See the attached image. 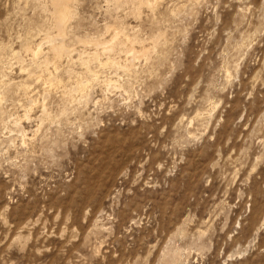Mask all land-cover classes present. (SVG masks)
<instances>
[{
	"label": "rangeland",
	"instance_id": "374dc122",
	"mask_svg": "<svg viewBox=\"0 0 264 264\" xmlns=\"http://www.w3.org/2000/svg\"><path fill=\"white\" fill-rule=\"evenodd\" d=\"M113 1L72 0L68 35L122 22L165 45L133 71L93 63L78 102L80 44L59 88L20 71L55 34L49 1L0 0V264H264V0Z\"/></svg>",
	"mask_w": 264,
	"mask_h": 264
},
{
	"label": "bare ground",
	"instance_id": "6f19581e",
	"mask_svg": "<svg viewBox=\"0 0 264 264\" xmlns=\"http://www.w3.org/2000/svg\"><path fill=\"white\" fill-rule=\"evenodd\" d=\"M40 1V0H38ZM41 1H49L50 6H51V18H52V26L55 29L54 32L55 34L50 35V34H45L46 36H44L43 38H40L39 42H37L35 45H24L26 48V52L30 53L31 55V66L29 65V67L31 68H27L21 65L20 66V71L23 72L24 75L27 79H31V80H35V81H40L42 84H44L45 86H47L44 91L46 93V91H49L50 88L53 86H58V85H62L60 84V80H58V73L57 72V67L59 65L60 60L63 57H67L71 59V52L72 50L75 49L74 46L76 43L80 44L83 49L79 52V57L78 60L85 65V75L84 76H78L75 81L74 84H72L67 90H65L66 95H68L69 97L66 98V100H68L69 98H78L77 94H79V98H78V102L81 101H87L88 100V88L91 87V84L93 83V81H97L99 76L96 72V69L94 70L92 68L93 63L96 65H98L99 67L102 65H107L110 67H117L120 69H123L124 72H129L130 70H132V67H135V60L137 58H144L147 57L149 58V54H151V50L150 47H148L149 45H151V48H153V46L155 47L156 45H158L162 40L161 38V34H156L153 35L151 38H143L140 37L137 34H133L130 35L128 34V32L126 31V29L128 30V28L125 26L124 23L120 22L117 23L116 26L110 27L108 26L106 28L107 33L109 32V39H106V37H97V38H72L68 35L67 32V28H68V23H69V19L71 18L72 15V0H41ZM161 1V0H160ZM114 3H118L119 6L121 4H129L128 6H132L134 12H138V9L141 8V6L146 4L149 6V4L153 1L151 0H116L113 1ZM42 3V2H41ZM40 3V4H41ZM158 3V2H157ZM38 4V2H37ZM152 4V3H151ZM43 5V4H42ZM113 5V4H112ZM153 5V4H152ZM151 5V6H152ZM172 5V4H171ZM179 5V4H178ZM185 5V4H184ZM125 6V5H124ZM189 6V5H188ZM42 7V6H41ZM110 7V6H109ZM178 7V6H177ZM181 7V6H180ZM247 7V6H246ZM116 8V7H115ZM114 8V9H115ZM119 8V7H118ZM239 8V7H238ZM45 9V8H44ZM112 9V8H111ZM185 9V7H184ZM251 9V8H250ZM113 10V9H112ZM152 10V9H151ZM150 11V10H149ZM159 11V10H158ZM141 12V11H139ZM152 12V11H151ZM155 12V11H154ZM131 13V12H130ZM156 13V12H155ZM175 13V12H174ZM75 14V12H74ZM152 14V13H151ZM171 15V14H170ZM169 16V15H168ZM164 18V17H163ZM50 19V18H49ZM120 20V19H119ZM143 20V19H142ZM139 21V20H138ZM140 22V21H139ZM71 23V21H70ZM127 23V22H126ZM239 24V23H238ZM46 27V26H45ZM50 27V26H49ZM237 27V26H236ZM105 28V27H104ZM224 28V27H223ZM230 28V27H229ZM46 29V28H45ZM51 29V28H50ZM138 29V28H137ZM161 29V28H160ZM237 29V28H236ZM39 30V29H38ZM49 31V29H46ZM53 30V29H52ZM131 30V29H130ZM163 30V29H162ZM165 30V28H164ZM28 31V30H27ZM71 31V30H70ZM134 31V30H133ZM160 32V31H159ZM29 33V32H28ZM39 33V32H38ZM50 33V32H49ZM53 33V32H52ZM76 33V32H75ZM145 33V32H144ZM31 35V33H29ZM36 34V33H35ZM140 34V33H139ZM75 35V34H74ZM105 35V34H104ZM142 35V34H141ZM150 35V34H149ZM174 35V34H173ZM146 36V35H145ZM32 37V36H30ZM89 37V36H88ZM91 37V36H90ZM147 37V36H146ZM150 37V36H149ZM171 37V36H170ZM226 37V36H225ZM19 38V37H18ZM27 38V37H26ZM35 38V37H34ZM165 37H163L164 40ZM31 39V38H29ZM33 39V38H32ZM167 39V38H166ZM23 42L25 41V38L22 39ZM27 40V39H26ZM149 40V41H148ZM161 40V41H160ZM232 40V39H231ZM148 41V42H146ZM165 41V40H164ZM164 41H162V43L164 44ZM26 42V41H25ZM33 44L36 42H34V40L32 41ZM146 42V43H145ZM166 42V41H165ZM225 42V41H224ZM228 42V41H227ZM239 42V41H238ZM22 43V42H21ZM28 43V42H27ZM30 43V42H29ZM28 43V44H29ZM44 43L48 44V46L46 47L45 50H47V52L45 54H43V45ZM148 43V46L145 45ZM138 44V46H137ZM72 45V46H71ZM88 45H90V47H88ZM162 45V44H160ZM158 45V46H160ZM165 45V44H164ZM167 45V43H166ZM147 46V47H146ZM224 46V45H223ZM245 46V45H243ZM6 47V46H4ZM4 47L2 50H4ZM79 47V46H78ZM81 47V48H82ZM238 47V46H237ZM7 48V47H6ZM157 48V47H156ZM234 48V47H233ZM240 48V47H239ZM80 49V48H79ZM241 49V48H240ZM1 50V49H0ZM7 50V49H6ZM5 50V51H6ZM14 50V49H13ZM12 50V51H13ZM153 50V49H152ZM14 52V51H13ZM10 51V53H13ZM123 53V56H119L121 53ZM150 52V53H149ZM241 52V51H240ZM120 53V54H119ZM119 54V55H116ZM77 55V54H76ZM117 57H114V56ZM1 56V55H0ZM13 56V55H11ZM15 58L19 59L20 54L14 53ZM158 57V56H157ZM236 57V56H235ZM21 58V56H20ZM160 58V57H159ZM13 59V58H12ZM232 59V58H231ZM20 60V59H19ZM18 60V61H19ZM24 60V59H23ZM22 60V61H23ZM66 60V59H65ZM72 60V59H71ZM70 60V61H71ZM22 61L21 64H22ZM69 61V62H70ZM147 61V60H145ZM15 62V61H14ZM19 62V63H20ZM78 62V61H77ZM145 63V62H144ZM233 63V62H232ZM30 64V63H29ZM68 64V63H67ZM76 64V63H75ZM142 64V63H141ZM228 64V63H227ZM20 65V64H19ZM27 65V64H26ZM144 65V64H143ZM13 66V65H12ZM94 66V65H93ZM97 66V67H98ZM142 66V65H141ZM2 67V66H1ZM0 67V68H1ZM6 67V66H5ZM18 68V67H17ZM66 68V67H65ZM115 68V69H117ZM3 69V68H2ZM8 69V68H7ZM60 69V68H59ZM108 69V68H107ZM226 69V68H225ZM64 70V69H63ZM4 71V70H3ZM100 71V70H99ZM105 71V70H104ZM133 71V70H132ZM2 72V71H1ZM82 72V73H84ZM254 72V71H253ZM78 73V72H77ZM96 73V74H95ZM230 73V71H229ZM127 74V73H126ZM130 74V73H129ZM62 75V74H61ZM263 75V74H262ZM60 76V75H59ZM70 76V75H69ZM125 76V75H124ZM1 77V76H0ZM6 77V76H5ZM110 77V76H109ZM121 78V77H120ZM22 79V78H21ZM116 80V79H115ZM118 80V79H117ZM11 81V80H10ZM68 81V80H67ZM99 81V80H98ZM101 81V79H100ZM131 81V80H130ZM226 81V80H225ZM2 82V81H1ZM4 82V81H3ZM23 82V80H22ZM25 82V81H24ZM102 82V81H101ZM104 82V81H103ZM102 82V83H103ZM120 82V81H119ZM257 82V81H256ZM8 83V82H7ZM32 83V82H31ZM63 83V82H62ZM96 83V82H95ZM249 83V82H248ZM252 83V82H251ZM68 84V83H67ZM66 84V85H67ZM97 84V83H96ZM101 84V83H100ZM113 83H111L110 80H106L105 79V86L107 88L113 86L115 87V83L112 85ZM3 85V84H2ZM9 85V84H8ZM16 85V84H15ZM20 85V84H19ZM22 85V84H21ZM70 85V84H69ZM128 85V84H127ZM12 86V85H11ZM23 86V85H22ZM64 86V85H63ZM252 86V85H251ZM4 87V86H3ZM25 87V84H24ZM23 87V88H24ZM60 86H58L59 88ZM19 88V87H18ZM27 88V87H26ZM63 88V87H62ZM66 87H64L65 89ZM92 88V87H91ZM30 89V88H28ZM52 89V88H51ZM93 89V88H92ZM123 89V88H122ZM12 90V89H11ZM104 90V89H103ZM3 91V90H2ZM22 91V89H21ZM64 91V90H63ZM7 92V91H6ZM4 93V92H3ZM124 93V92H123ZM26 94V93H25ZM28 94V93H27ZM64 94V93H63ZM126 94V93H125ZM9 95V94H8ZM30 95V94H29ZM43 95V94H42ZM127 95V94H126ZM26 96V95H25ZM24 96V97H25ZM32 96V95H31ZM77 96V97H76ZM3 99L0 97V100ZM27 99V98H26ZM29 99H31L29 97ZM32 100V99H31ZM37 100V99H36ZM35 100V101H36ZM77 100V99H76ZM17 101V100H16ZM73 101V100H72ZM1 102V101H0ZM33 102V101H32ZM38 102V101H37ZM60 102V101H59ZM47 103V102H46ZM88 103V102H87ZM22 104V103H21ZM34 104V103H33ZM214 104V103H213ZM70 105V103H69ZM42 107V111L41 114L38 117L39 121H44L45 119H49L50 113L48 110L50 109H46V106L41 105ZM72 108V106H71ZM83 108V107H82ZM216 108V107H215ZM75 109V108H74ZM77 109V108H76ZM70 110V109H69ZM214 110V109H213ZM67 111V110H66ZM77 111V110H76ZM65 112V111H64ZM62 112V113H64ZM74 112V111H73ZM61 112L59 113L62 114ZM66 114V113H65ZM64 114V115H65ZM183 115V114H182ZM4 116V115H3ZM24 116L29 117V113L28 110L25 111ZM68 116V115H67ZM16 117V116H15ZM20 117V116H19ZM16 118L14 120V126L20 130L21 132H23L24 134L22 135L23 138L25 137L26 133H25V129L23 127V125H21V117L20 118ZM200 117V116H199ZM185 117H183L184 119ZM187 118V117H186ZM13 121V120H11ZM179 121V120H178ZM191 121V120H190ZM7 123V122H6ZM12 123V124H13ZM42 124V123H41ZM187 125V124H186ZM13 126V127H14ZM190 133V132H188ZM27 136V135H26ZM26 138V137H25ZM25 140V139H24ZM27 140V139H26ZM92 187H93V183ZM91 186V185H90ZM89 195V194H88ZM88 197V196H87ZM93 216V215H92ZM37 220V219H36ZM97 221V220H96ZM37 222V221H36ZM102 225V224H101ZM97 226V225H96ZM100 226V225H99ZM63 230V229H62ZM61 230V231H62ZM65 230V229H64ZM92 230V228H91ZM98 230V229H97ZM101 230V229H100ZM104 230V229H103ZM63 232V231H62ZM61 233V232H60ZM66 233V232H65ZM88 234V233H87ZM64 235V234H63ZM15 239V237H14ZM84 240V239H83ZM67 241V240H66ZM86 242V241H85ZM66 243V242H65ZM170 249V248H169ZM174 249H176L174 247ZM172 250V249H170ZM179 250V249H177ZM169 251V250H168ZM181 252V251H180ZM169 253V252H168ZM166 251V254H168ZM179 253V251H178ZM172 256V253H170ZM180 254V253H179ZM177 255V252H174L173 257ZM167 256V255H166ZM169 256V255H168ZM164 257V256H163ZM170 257V256H169ZM172 258V257H171ZM170 259V258H169ZM168 260V259H167ZM171 261V260H170ZM176 261V260H174ZM172 263V262H171Z\"/></svg>",
	"mask_w": 264,
	"mask_h": 264
}]
</instances>
